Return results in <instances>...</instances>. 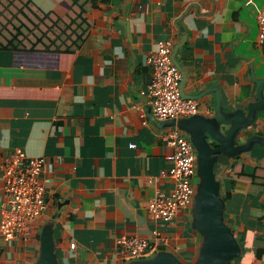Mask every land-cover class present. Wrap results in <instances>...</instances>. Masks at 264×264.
Instances as JSON below:
<instances>
[{"label":"crops","instance_id":"1","mask_svg":"<svg viewBox=\"0 0 264 264\" xmlns=\"http://www.w3.org/2000/svg\"><path fill=\"white\" fill-rule=\"evenodd\" d=\"M33 1L45 12L69 8L66 0ZM92 2L93 29L75 52L0 50V222L2 167L15 150L45 158L47 191L45 209L27 234L9 242L0 236V264H35L45 226L60 264H127L122 236L155 240L158 234L167 242L153 255L167 250L192 263L202 237L190 212L163 224L147 209L157 190L173 187L161 172L173 153L163 137L176 127L152 113L149 59L159 42L172 41L185 74L182 89L198 96L200 114L214 115L215 88L225 112L248 113L264 84L256 18L264 0ZM250 137L263 139L239 156L252 167L264 155V109L236 143ZM235 160L220 156L226 165ZM249 188L237 181L225 209L242 247L233 264H264V192L250 197Z\"/></svg>","mask_w":264,"mask_h":264},{"label":"built area","instance_id":"2","mask_svg":"<svg viewBox=\"0 0 264 264\" xmlns=\"http://www.w3.org/2000/svg\"><path fill=\"white\" fill-rule=\"evenodd\" d=\"M258 33L257 41L264 45V5L256 14ZM172 41H162L149 62L152 65V81L148 96L154 117L161 121L178 120L200 114L196 99L185 98L180 81L181 70L173 60ZM167 146L173 149L169 156L171 165L161 172V177L172 182L169 193L157 190L147 202V209L152 218L169 224L181 211L190 212L196 187L198 155L192 141L184 136L178 127L171 128L163 137ZM131 147H134L132 145ZM45 158L30 157L23 149H17L5 160L2 167L4 181V201L0 236L11 241L21 234H27L31 225L45 209L47 191L41 176ZM150 240L138 235H124L119 239L120 252L128 261L141 260L153 256L166 237ZM75 248V243L70 244Z\"/></svg>","mask_w":264,"mask_h":264},{"label":"water","instance_id":"3","mask_svg":"<svg viewBox=\"0 0 264 264\" xmlns=\"http://www.w3.org/2000/svg\"><path fill=\"white\" fill-rule=\"evenodd\" d=\"M173 60L183 73L180 83L182 89L185 74L175 58ZM264 84L257 90V101L248 105V113L243 109L225 112L222 108L220 90L215 88L216 105L212 117L195 114L178 120H168L172 126L186 131L195 146L198 155L197 173L200 177L198 189L191 207L192 226L202 237L197 258L191 264H233L242 255V247L235 230L225 220V202L219 193L220 182L215 176V166L221 154L236 158L243 153L251 152L255 144L263 141L261 137H250L246 143L237 144L236 139L243 129L252 126L256 121L257 111L264 109ZM185 98L196 99L198 96L187 94ZM209 138L218 143L211 146ZM41 247L35 264H60L55 254L54 239L50 226H45L41 233ZM127 264H186L174 252L161 250L157 254L128 262Z\"/></svg>","mask_w":264,"mask_h":264},{"label":"trees","instance_id":"4","mask_svg":"<svg viewBox=\"0 0 264 264\" xmlns=\"http://www.w3.org/2000/svg\"><path fill=\"white\" fill-rule=\"evenodd\" d=\"M66 2L68 10L58 14L43 11L33 0H0V50L70 53L80 49L93 29L89 16L93 2ZM257 157L258 162L252 167L239 156L228 165L220 162L219 157L215 176L220 182L219 193L226 207L237 181L250 182V197L264 192V155ZM219 167L227 169L228 173L223 174Z\"/></svg>","mask_w":264,"mask_h":264},{"label":"rangeland","instance_id":"5","mask_svg":"<svg viewBox=\"0 0 264 264\" xmlns=\"http://www.w3.org/2000/svg\"><path fill=\"white\" fill-rule=\"evenodd\" d=\"M182 132H183V134H184V136L186 138H188V139L190 138L189 134L186 131L183 130ZM193 183H194V185L196 187V190H197L198 189V186H199V183H200V177H199V175L196 176V179L193 181ZM190 214L192 215L191 210H190Z\"/></svg>","mask_w":264,"mask_h":264},{"label":"flooded vegetation","instance_id":"6","mask_svg":"<svg viewBox=\"0 0 264 264\" xmlns=\"http://www.w3.org/2000/svg\"><path fill=\"white\" fill-rule=\"evenodd\" d=\"M209 141L211 143V146H213V147H217L218 146V143L216 141H213L210 138H209Z\"/></svg>","mask_w":264,"mask_h":264}]
</instances>
